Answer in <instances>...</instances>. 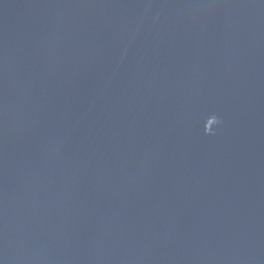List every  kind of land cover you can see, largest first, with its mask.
Wrapping results in <instances>:
<instances>
[{"label":"water","instance_id":"95a60500","mask_svg":"<svg viewBox=\"0 0 264 264\" xmlns=\"http://www.w3.org/2000/svg\"><path fill=\"white\" fill-rule=\"evenodd\" d=\"M0 264H264V0H0Z\"/></svg>","mask_w":264,"mask_h":264}]
</instances>
